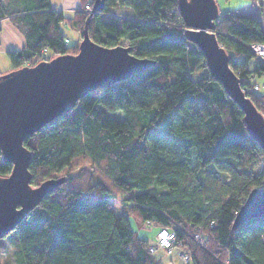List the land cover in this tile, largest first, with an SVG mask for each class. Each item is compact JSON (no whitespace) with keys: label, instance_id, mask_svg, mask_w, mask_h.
<instances>
[{"label":"trees","instance_id":"16d2710c","mask_svg":"<svg viewBox=\"0 0 264 264\" xmlns=\"http://www.w3.org/2000/svg\"><path fill=\"white\" fill-rule=\"evenodd\" d=\"M80 3L65 15L51 0H0V30L8 18L25 38L22 48L6 52L10 70L77 53L87 18L93 42H125L154 64L87 92L23 140L30 184L64 182L3 237L14 264H163L149 249L153 238L131 229L130 216L156 233L172 231L190 253L184 264H264V217L231 228L249 191L264 185V152L248 135L241 109L210 76L202 51L184 36L177 0H104L92 13L93 0ZM117 5L132 15L114 13ZM67 28L79 33L72 46ZM214 32L241 89L251 87L264 75V60L250 49L264 41V16L219 11ZM200 67L201 77L191 78ZM244 93L264 116V90ZM162 125L159 134L154 128ZM11 168L0 150V175ZM120 196L117 215L109 203ZM33 211L41 219H27Z\"/></svg>","mask_w":264,"mask_h":264},{"label":"water","instance_id":"95a60500","mask_svg":"<svg viewBox=\"0 0 264 264\" xmlns=\"http://www.w3.org/2000/svg\"><path fill=\"white\" fill-rule=\"evenodd\" d=\"M104 0H93L90 13L102 9ZM184 21V36L203 53L209 74L218 80L243 113L248 135L264 152V116L240 87L239 77L229 66V55L214 32L219 9L215 0H177ZM85 21L75 54H59L34 65H24L0 74V150L12 164L0 175V239L6 236L42 198L64 178H48L30 184L31 152L23 140L56 116L69 111L87 92L105 88L154 64L137 57L129 47H107L93 42ZM264 217V185L249 191L231 228Z\"/></svg>","mask_w":264,"mask_h":264},{"label":"rangeland","instance_id":"374dc122","mask_svg":"<svg viewBox=\"0 0 264 264\" xmlns=\"http://www.w3.org/2000/svg\"><path fill=\"white\" fill-rule=\"evenodd\" d=\"M215 1L217 3L219 11L231 10V11H235L237 13L245 12L251 16H257L261 19L264 16V7L257 6L255 0H215ZM58 2H59V0H52V4L54 6H56L58 4ZM87 9H89V8H87ZM113 11H114V13L122 15L124 17H130L132 15V9L130 7H127V6L117 5L116 7H114ZM65 12H66L65 14L68 15L67 14L68 11H65ZM5 20H7L8 22L11 23V21L8 18H5ZM7 21H5V22H7ZM11 25H13V24L11 23ZM64 32L69 37L68 45L72 46V45L76 44L77 39L79 38V33L75 30L68 29V28L65 29ZM80 39H81V37H80ZM122 44L125 45V42ZM48 54H49V51H46L45 55H48ZM3 56L7 60V63H5V61L3 63L2 60H0V74L7 72L9 70L8 68H10V63H8V59L5 57V55H3ZM0 59H1V57H0ZM201 69L202 68L200 67L197 70H195L194 72L190 73L191 78L199 79L201 77V72L203 70V69L202 70ZM172 76L173 75H171V77ZM257 81L264 82V75L261 77H258ZM117 114L121 115V112L118 111ZM170 118H171V116H170V114H168L164 118L162 123L165 124L166 122H168L170 120ZM154 130L157 131L159 134H164L166 132L165 129L163 128V125L160 127H155ZM257 169L261 170L262 164ZM128 195H129V193H127L125 196H128ZM123 199H124V197L120 196L118 199L110 200V203H109L110 208L113 209L114 213L117 215L120 214L121 209L123 208V202H122ZM34 211L28 215L27 219L34 220V221L41 219L42 216L40 217L37 214L36 215L33 214ZM128 220H129V224H130L131 229L133 231H135L136 235L140 238L149 239L148 237H151L156 232L155 227H152V226L147 227L144 224H141L138 220H136L132 216H130ZM157 238H158V232L156 233L155 237L150 240V242L153 241L152 243H154V241H156ZM1 242H2L3 248L0 252V264H14L12 244L4 238H1ZM168 253L169 252L164 253V252H162V250H160V253H158L159 258L161 259V262L163 264H167V263L168 264H184L185 263V262H183V260H181L177 257L178 254H176L174 252H172L170 254H168Z\"/></svg>","mask_w":264,"mask_h":264},{"label":"built area","instance_id":"2783aa9c","mask_svg":"<svg viewBox=\"0 0 264 264\" xmlns=\"http://www.w3.org/2000/svg\"><path fill=\"white\" fill-rule=\"evenodd\" d=\"M257 6L264 7V0H255ZM88 8V5L85 6ZM65 41L67 39L65 38ZM250 49L254 53V55L264 60V41L262 42H256L250 44ZM260 91L264 90V82L257 81L256 77H253V82L251 87L244 86L243 91ZM149 223V222H147ZM195 239L197 243H203V238L200 234H195ZM153 242V241H152ZM150 242L149 249L154 254L158 255L160 253V250L162 252H169L168 254L174 252L177 255V257L183 262H186L190 258V253L188 249L180 244H176L174 233L170 230H167L165 228H162L158 231V238L154 243Z\"/></svg>","mask_w":264,"mask_h":264},{"label":"crops","instance_id":"0c3cea01","mask_svg":"<svg viewBox=\"0 0 264 264\" xmlns=\"http://www.w3.org/2000/svg\"><path fill=\"white\" fill-rule=\"evenodd\" d=\"M51 5L53 8L62 11L64 14L66 13L65 11H68L67 14L72 15L74 10L79 8L81 3H80V0H59L58 4L54 6L51 0ZM240 14L251 16L245 12H242ZM5 21L7 20L5 19L1 20V30H0V57H1L0 60H2L3 63L4 61L5 63H7V60L3 56L5 55V57L7 58V55H6L7 51L18 50L25 45L24 36L21 33H19L13 27V25H11L10 22L8 21L5 22ZM8 63H9V60H8ZM155 235H156V232L151 236V238H154Z\"/></svg>","mask_w":264,"mask_h":264}]
</instances>
